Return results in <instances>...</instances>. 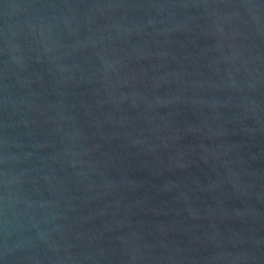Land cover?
Listing matches in <instances>:
<instances>
[{"label":"water","instance_id":"1","mask_svg":"<svg viewBox=\"0 0 264 264\" xmlns=\"http://www.w3.org/2000/svg\"><path fill=\"white\" fill-rule=\"evenodd\" d=\"M0 264H264V0H0Z\"/></svg>","mask_w":264,"mask_h":264}]
</instances>
